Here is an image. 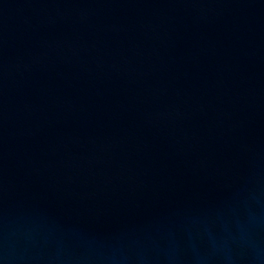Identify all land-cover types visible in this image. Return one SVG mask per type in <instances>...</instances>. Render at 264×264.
<instances>
[{
    "label": "water",
    "instance_id": "95a60500",
    "mask_svg": "<svg viewBox=\"0 0 264 264\" xmlns=\"http://www.w3.org/2000/svg\"><path fill=\"white\" fill-rule=\"evenodd\" d=\"M0 264H264V0H0Z\"/></svg>",
    "mask_w": 264,
    "mask_h": 264
}]
</instances>
